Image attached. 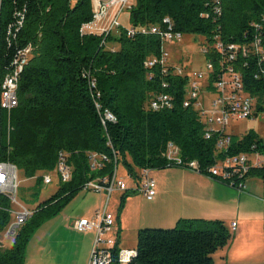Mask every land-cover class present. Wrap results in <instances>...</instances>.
Returning <instances> with one entry per match:
<instances>
[{
    "label": "trees",
    "instance_id": "16d2710c",
    "mask_svg": "<svg viewBox=\"0 0 264 264\" xmlns=\"http://www.w3.org/2000/svg\"><path fill=\"white\" fill-rule=\"evenodd\" d=\"M211 3L134 0L127 15L135 28L163 25L169 18L176 32L203 36L208 45L218 27L224 42L248 43L255 35L251 25L258 23L264 41V0H222L223 14L217 21L201 16L210 11ZM19 13L24 19L16 30ZM92 20L93 0H0V81L11 68L16 51L34 46L20 77L18 107L10 114H0V161L11 162L26 179L36 177L38 183L43 182V174L55 170L60 152L66 154L72 168L71 180L60 183L55 194L37 205L17 230L12 245L0 247V264H26L27 248L37 229L58 216L87 182L112 177L114 152L117 166L122 161L128 175L137 181L142 170L176 167L165 157L169 142L180 148L183 160H196L203 171L218 159L261 150L263 139L249 131L241 138L231 135L228 149L217 155L220 134L206 139L199 111L183 106L187 79L165 74L159 67H145L147 59L159 56L160 38L128 37L124 28L106 39L83 34L84 25ZM241 62L238 70L245 91L257 99V117L264 113V75H260L257 61ZM85 70L92 71L100 102L114 114L115 123L102 124L83 77ZM160 94L174 98L172 109H150V101ZM92 154L106 156L108 161L93 170ZM253 173L264 177L263 170H253L250 175ZM136 194L135 189L123 192L118 223L127 198ZM10 208V202L0 195V233L11 224ZM231 238L221 220L180 219L173 229H140L137 254L129 264H213L212 255ZM118 253L119 247L113 264H118Z\"/></svg>",
    "mask_w": 264,
    "mask_h": 264
},
{
    "label": "built area",
    "instance_id": "2783aa9c",
    "mask_svg": "<svg viewBox=\"0 0 264 264\" xmlns=\"http://www.w3.org/2000/svg\"><path fill=\"white\" fill-rule=\"evenodd\" d=\"M134 0H93V20L84 25L82 33L104 36L114 35L124 28L128 37L136 35H156L161 40L159 56L150 57L145 62V67L152 70L156 67L162 69L165 74H173L187 79L186 99L183 102L184 108L194 107L199 111L202 120L206 125L205 138L209 139L213 133H219L220 138L216 145L217 155L225 152L231 143V134L227 133V127L232 119L254 120L257 115V99L245 91L241 72L238 70L241 61H257L261 66V74L264 75V41L262 26L252 23L255 35L248 43H227L221 37L220 27L212 36V45L207 41L202 47L201 53L206 57L205 69L191 70L182 64H174L170 54L165 50L169 43L183 42L184 35L176 32L174 25L169 18L164 19L163 25H147L141 27H123L121 17L125 12L131 10ZM223 14L222 0H212L210 11L202 14V17L212 16L214 21L221 18ZM20 17L18 30L23 24V15ZM105 44L103 41L102 45ZM115 51V48L112 49ZM34 51L32 44L16 51L3 80L0 81V114L12 110L19 104V83L24 69ZM152 74V73H150ZM260 75H256L259 78ZM83 77L88 80L89 89L104 126L108 123H115L116 117L108 109L103 108L97 89L96 80L91 70H85ZM151 79V75H150ZM165 88L168 83L163 84ZM206 94V102L204 95ZM149 107L153 111L170 110L174 107V98L170 94H160L153 98ZM1 122V118H0ZM218 126L219 128H215ZM10 130V121L8 120ZM115 154L116 167L111 178L106 177L99 180L87 182L83 190L95 193H104L107 197L103 210L96 213L92 219L82 218L74 222L73 228L80 233L95 232V240L88 264H113L115 249L118 248L116 233V218L107 209L113 192H125L128 190L123 182L117 177V154ZM166 159L174 166L183 168L194 173L204 174L210 178L223 183L238 192H245L247 180L253 170L264 171V142L261 150L252 153H242L225 159H218L216 163L207 168L206 171L199 166L196 160L185 161L181 157L180 148L173 142H169L165 153ZM108 161L106 156L91 155V168L100 169L104 162ZM61 183L69 182L72 178V168L67 162L66 154L59 153L55 170ZM51 172L43 174V183H52ZM135 190L144 198L151 201L156 196V183L150 174V170H142L136 181ZM19 191V176L17 167L9 161H0V195L5 197L10 204H17ZM10 208V214H13ZM33 211L21 206V211L15 213L16 221L11 224L9 235L14 236L17 230L33 215ZM231 231H236V224L231 225ZM135 249H120L118 253V264H129L136 256Z\"/></svg>",
    "mask_w": 264,
    "mask_h": 264
},
{
    "label": "crops",
    "instance_id": "0c3cea01",
    "mask_svg": "<svg viewBox=\"0 0 264 264\" xmlns=\"http://www.w3.org/2000/svg\"><path fill=\"white\" fill-rule=\"evenodd\" d=\"M176 60L173 56L174 64H177ZM150 174L156 183L155 198L149 201L139 193L128 197L119 223L116 220L120 249H131L127 243L128 233L133 232L137 237L148 218L144 215L150 213L166 215L172 225L180 219L221 220L232 234L231 241L224 248L226 264H264L263 176L250 175L246 191L240 193L207 175L179 167L150 170ZM105 197L104 193L87 195L81 199L77 211L69 213L65 210L44 224L42 229L47 228L49 233L47 237L41 234V230L36 233L27 249L26 264H88L95 232H77L73 224L82 218L95 217ZM151 202H160V205L150 209L142 206ZM233 223L236 224L235 232L231 231Z\"/></svg>",
    "mask_w": 264,
    "mask_h": 264
},
{
    "label": "rangeland",
    "instance_id": "374dc122",
    "mask_svg": "<svg viewBox=\"0 0 264 264\" xmlns=\"http://www.w3.org/2000/svg\"><path fill=\"white\" fill-rule=\"evenodd\" d=\"M121 22L123 27L129 28V16L125 12L121 17ZM206 42L205 37L187 35L184 37L183 42L181 43H169L165 45V50L170 54L171 58L175 56L177 59L175 63L182 64L187 66V68L191 70H203L205 69L206 57L201 53L203 45ZM204 102H206V94L204 95ZM216 129L218 126H214ZM249 131L255 132L261 139L264 141V113L259 114L254 120H236L232 119L230 121L229 126L227 127V133L231 135H235L237 137L245 136ZM192 172V171H191ZM19 176V191L17 194V204H11V209L13 210V214H11V224H14L16 221L15 213L21 211V206H24L32 211H34L39 203L46 201L51 197V195L55 194L60 187V179L58 177L57 172H51L50 176L52 178V183L49 185H45L43 182L38 183L36 177L31 179H26L21 172H18ZM41 176V175H39ZM117 177L118 181L123 182L128 189H132L136 187V181H134L129 175L122 161L119 162L117 168ZM122 192L116 191L110 198V202L107 206V209L110 213L114 214L115 218L118 215V211L120 209V194ZM93 195L95 192L82 190L74 199L58 214L60 215L63 211L68 210L67 212L72 213V211L78 210V205L81 203V199L87 195ZM139 196H142L139 194ZM143 197V196H142ZM141 197V198H142ZM139 202V201H138ZM103 206L101 210H103L106 204V197L103 201ZM143 202H139L141 204ZM155 203V202H154ZM154 203H146L145 208H155L154 206H158L159 204ZM148 204V205H147ZM72 210V211H71ZM57 217V216H56ZM144 217H148L145 224H142V229H173L175 225L170 224L167 219V216L162 214H153L144 215ZM55 218V217H54ZM53 219V218H52ZM50 219V220H52ZM48 220V221H50ZM46 221L44 224H46ZM133 221V219H132ZM10 224V225H11ZM43 224V225H44ZM226 224V223H225ZM43 225L37 229V231L32 236L31 240L35 237L36 233L40 232L44 236L47 237L49 230L47 228H43ZM227 226V224H226ZM11 226H8L5 231L0 233V244L1 248H8L12 245L14 236L9 235V230ZM42 237V236H41ZM63 238L66 236L63 235ZM30 240V242H31ZM136 240L137 237L135 233L129 232L127 243L128 248L136 249ZM29 242V244H30ZM29 246V245H28ZM127 248V247H126ZM28 249V248H27ZM213 264H226V249H219L213 255Z\"/></svg>",
    "mask_w": 264,
    "mask_h": 264
}]
</instances>
